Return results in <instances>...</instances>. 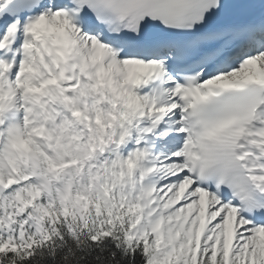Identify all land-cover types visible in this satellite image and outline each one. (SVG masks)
Returning a JSON list of instances; mask_svg holds the SVG:
<instances>
[{
    "label": "snow or ice",
    "instance_id": "1",
    "mask_svg": "<svg viewBox=\"0 0 264 264\" xmlns=\"http://www.w3.org/2000/svg\"><path fill=\"white\" fill-rule=\"evenodd\" d=\"M0 264H264V0H0Z\"/></svg>",
    "mask_w": 264,
    "mask_h": 264
}]
</instances>
